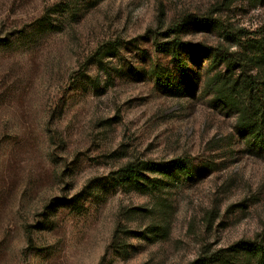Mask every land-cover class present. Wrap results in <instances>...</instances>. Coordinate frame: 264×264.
Instances as JSON below:
<instances>
[{"label":"rangeland","instance_id":"rangeland-1","mask_svg":"<svg viewBox=\"0 0 264 264\" xmlns=\"http://www.w3.org/2000/svg\"><path fill=\"white\" fill-rule=\"evenodd\" d=\"M181 18L264 75V0H0V264H257L227 248L264 244V148L215 101L222 65L164 51ZM174 159L191 176L115 175Z\"/></svg>","mask_w":264,"mask_h":264},{"label":"trees","instance_id":"trees-1","mask_svg":"<svg viewBox=\"0 0 264 264\" xmlns=\"http://www.w3.org/2000/svg\"><path fill=\"white\" fill-rule=\"evenodd\" d=\"M189 21L191 19L181 18L166 29V32L172 34L173 37L164 45L166 47L163 48L164 51L175 61L181 72H184L187 67L185 61L180 58V50L182 49H187L190 54L204 51L210 56L212 67L217 68L222 65L224 67L223 72L218 74L213 82L215 101L223 107L235 110L238 114V133L243 137H249L254 144L264 148V98L262 95V90L264 91V75H254L248 69L249 62L253 61L251 57L247 60L234 52H229L219 47L206 48L182 41L178 35L184 30ZM195 21L196 24L204 27L211 25L207 19H195ZM220 28L228 41L235 42L244 36L241 34V30L235 32L227 31L224 25L220 26ZM154 73L159 84L169 85L167 69L155 67ZM176 172L191 176L189 167L180 159L168 162L127 164L118 170L115 175H117L118 182L122 184L131 182L143 185L141 183L146 181L147 173L171 176ZM227 250L232 254L242 253L249 255L255 258L257 264H264V244L261 242L239 240ZM217 253L213 254L214 260L207 261V257H204L192 264H209L212 261L215 264H221L224 261L222 260L224 255L216 256Z\"/></svg>","mask_w":264,"mask_h":264}]
</instances>
